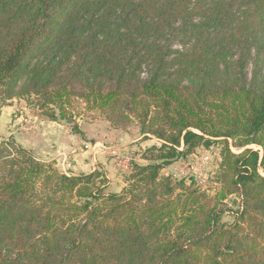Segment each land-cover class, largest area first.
Returning a JSON list of instances; mask_svg holds the SVG:
<instances>
[{
	"label": "trees",
	"instance_id": "obj_1",
	"mask_svg": "<svg viewBox=\"0 0 264 264\" xmlns=\"http://www.w3.org/2000/svg\"><path fill=\"white\" fill-rule=\"evenodd\" d=\"M13 98L159 145L113 183L0 138V264H264V0H0ZM215 144L212 189L164 173Z\"/></svg>",
	"mask_w": 264,
	"mask_h": 264
},
{
	"label": "rangeland",
	"instance_id": "obj_2",
	"mask_svg": "<svg viewBox=\"0 0 264 264\" xmlns=\"http://www.w3.org/2000/svg\"><path fill=\"white\" fill-rule=\"evenodd\" d=\"M76 120L83 134L73 133L70 125L67 123L49 120L41 115L34 106L27 104L23 99L13 98L0 102V138L14 139L16 143L28 149L38 159L41 158L35 153V148L30 145V142L31 137L35 135L34 132H39L42 136L48 137L45 133L47 131L45 122L46 124L50 122V125L55 126L54 128H67L72 134L77 135L80 138L78 140L80 142V151H86L91 148L90 142L96 137L92 136V134L102 135L103 139L105 138L108 141L105 143L110 144L108 146H110L111 152L108 150V156L112 158V167L109 171L103 167L96 169L103 171L107 176L109 174V179H114L113 183H116V177L118 175L128 172L132 163H143L144 161L141 156L143 151L152 146L148 141L143 142L149 138L142 139L135 124H130L124 129L115 128L96 111L79 116ZM117 142H122L123 145L117 146L119 144ZM140 142H143V144L139 145ZM218 150L219 147L216 144L208 149L200 148L196 156H189L188 161L185 163H182L183 160L181 163L177 161L176 164L175 162L176 166H171L169 169L164 170V173L170 175L174 180L192 178L202 188L212 189L215 187V184L211 180V173L216 169L219 160ZM126 157L129 158L126 159ZM67 160L68 158L64 155L60 159L59 165L54 160L56 168L65 174L70 170L68 166L64 165L65 162L67 163ZM69 161L72 160L69 159ZM72 164H76V162L72 161ZM259 170L264 175V168H260ZM80 173L83 172H75V174ZM238 204L239 199L237 197L232 196L228 198L225 203L223 221L230 222L232 220L235 211L238 209Z\"/></svg>",
	"mask_w": 264,
	"mask_h": 264
},
{
	"label": "crops",
	"instance_id": "obj_3",
	"mask_svg": "<svg viewBox=\"0 0 264 264\" xmlns=\"http://www.w3.org/2000/svg\"><path fill=\"white\" fill-rule=\"evenodd\" d=\"M44 124L47 126V131L45 133L48 137L42 136L39 132H34L35 135L31 137V144L28 143L35 148V153L39 158L44 160H55L56 164L59 165L60 159L64 155L68 158L67 163L65 162L64 165L68 166L70 169L66 172L67 174H75V172L88 173L98 167H103L109 171L112 167V158L108 156V153L111 152L110 146H108L110 144L105 143L108 141L105 140V138L103 139L102 135L92 134V136L96 137L90 142L91 148L86 151H80V142L78 141L80 138L77 135L72 134L67 128H54L55 126L53 127V125H50V122L47 124L45 122ZM147 141L152 145H159V142L154 138H149L143 142ZM143 142H140L139 145L143 144ZM117 143H119L117 146L123 145L122 142ZM199 150L200 148L198 152ZM127 158L129 157H126V159ZM69 159L75 161L76 164L71 165L72 161H69ZM187 159L188 157L179 159L178 163H181L182 160V163H185L188 161ZM176 164H171L165 170L169 169L171 166H176Z\"/></svg>",
	"mask_w": 264,
	"mask_h": 264
}]
</instances>
